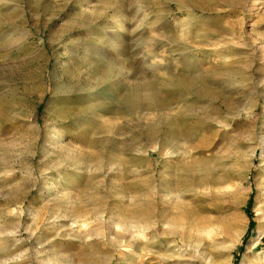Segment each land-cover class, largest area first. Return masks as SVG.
<instances>
[{
	"label": "rangeland",
	"instance_id": "374dc122",
	"mask_svg": "<svg viewBox=\"0 0 264 264\" xmlns=\"http://www.w3.org/2000/svg\"><path fill=\"white\" fill-rule=\"evenodd\" d=\"M0 264H264V0H0Z\"/></svg>",
	"mask_w": 264,
	"mask_h": 264
},
{
	"label": "bare ground",
	"instance_id": "6f19581e",
	"mask_svg": "<svg viewBox=\"0 0 264 264\" xmlns=\"http://www.w3.org/2000/svg\"><path fill=\"white\" fill-rule=\"evenodd\" d=\"M122 26V25H121ZM121 28V27H120ZM119 29V28H118ZM117 29V30H118ZM242 81H245V78L244 79H242ZM244 84H246L245 82H244ZM244 84H242L241 83V80H239V79H237V78H234L233 80H231V86H239V85H244ZM233 88V87H232ZM81 98H86V97H84V96H81ZM53 137H55V134H53ZM260 227H262L261 225H259L258 226V229L260 230ZM262 229L260 230V232H259V234H261L262 233ZM206 232H215V230H211V229H209V230H205V229H203V230H201L200 232H199V234H204V233H206ZM190 244L189 243H187V245L186 246H189ZM191 248V247H190Z\"/></svg>",
	"mask_w": 264,
	"mask_h": 264
}]
</instances>
